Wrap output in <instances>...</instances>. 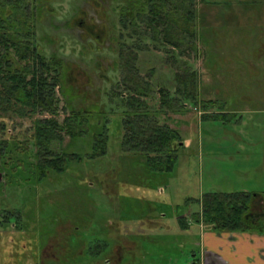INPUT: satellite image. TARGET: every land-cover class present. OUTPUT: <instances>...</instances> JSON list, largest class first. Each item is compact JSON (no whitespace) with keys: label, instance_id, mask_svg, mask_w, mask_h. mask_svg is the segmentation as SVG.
<instances>
[{"label":"rangeland","instance_id":"rangeland-1","mask_svg":"<svg viewBox=\"0 0 264 264\" xmlns=\"http://www.w3.org/2000/svg\"><path fill=\"white\" fill-rule=\"evenodd\" d=\"M115 3L47 2L50 10L36 33L39 50L65 60L76 108L109 116L107 153L86 156L94 128L75 140L61 132L62 141L53 146L82 157L39 179L31 140L27 154L9 141L0 161V264H192L199 252L196 226L194 233L182 229L177 215L189 219L198 212V199L207 191H264V77L243 79L264 61V0H196V56H179L169 45L147 39L146 48L137 51L135 66L152 87L145 100L162 109L161 120L169 119L183 140L169 173L148 172L141 156L121 150V97L129 94L116 65L121 28ZM80 21L91 30L82 31ZM183 60L196 72L199 99L223 101L227 120L201 118L200 105L187 99L178 101L184 104L178 113L160 106L158 89L173 93V76ZM57 95L55 119L61 122L69 109ZM48 117L17 119L19 125L4 137L22 141L27 130L29 138L33 120Z\"/></svg>","mask_w":264,"mask_h":264},{"label":"trees","instance_id":"trees-1","mask_svg":"<svg viewBox=\"0 0 264 264\" xmlns=\"http://www.w3.org/2000/svg\"><path fill=\"white\" fill-rule=\"evenodd\" d=\"M42 1L0 0V161L9 152L10 140L18 143L15 150L26 154L31 140L35 148L33 171L39 179L49 171L63 172L68 161L82 157L53 146L62 141L61 132L75 140L94 128L86 156L95 158L106 155L109 131V116L102 106L99 107L104 116L95 117L90 107L82 109L73 105L77 94L66 85L63 57L54 53L46 57L39 51L35 40L37 23L44 10H50ZM114 6L121 28L116 65L121 71L120 83L129 94L121 97V150L130 156H141L148 172L169 173L176 166L183 140L168 118L161 120L162 109H154L145 100L150 97L152 87L138 73L135 60L137 51L146 48V39L155 46L169 45L179 56L198 55L196 0H116ZM173 79L176 84L172 94L165 88L158 89L161 107L178 113L184 105L178 101L187 99L194 106L200 105L204 112L201 118L227 120L229 112L223 110V101L199 99L196 72L187 61H181ZM58 91L64 108L69 109L61 122L55 119ZM212 107L216 111L207 113ZM37 113H48L50 117L34 119L29 138L27 130L21 134L25 137L22 141H18L17 135L4 137L19 125L17 119H33ZM19 165L24 166L22 163L16 166ZM198 200L200 210L192 213L190 220L202 224L204 229L264 234V191H207ZM177 219L182 229L189 227L188 219L180 214ZM192 264L199 263L193 260Z\"/></svg>","mask_w":264,"mask_h":264},{"label":"crops","instance_id":"crops-1","mask_svg":"<svg viewBox=\"0 0 264 264\" xmlns=\"http://www.w3.org/2000/svg\"><path fill=\"white\" fill-rule=\"evenodd\" d=\"M260 65V69H253L255 72L244 75L243 79H257L260 74L264 77V61ZM192 226H196L195 231L199 236V252L195 258L198 263L264 264V234L247 231L218 232L204 229L200 223L195 222H191L186 231L194 233L191 231Z\"/></svg>","mask_w":264,"mask_h":264},{"label":"flooded vegetation","instance_id":"flooded-vegetation-1","mask_svg":"<svg viewBox=\"0 0 264 264\" xmlns=\"http://www.w3.org/2000/svg\"><path fill=\"white\" fill-rule=\"evenodd\" d=\"M47 2H48V0H47ZM42 4H44V7H46V4H47V3H46V0H43V1H42ZM45 11H46V10H44L43 14L45 13ZM43 14H42V17H41L40 21L37 23L36 33H37V30H38V25H39V23L41 22V20H42V18H43ZM79 23H81L80 25H81V30H82V31H84V30H86V29L89 31V30H91V28H92V26H91L90 24H86V22L84 23L83 21H80ZM35 40H36V38H35ZM36 43H38V42L36 41ZM37 46H38V44H37ZM38 49H39V47H38ZM39 51H40V50H39ZM180 215H181V214H180ZM181 216H182V217H185L186 219H188V218H187V215H185V214H182ZM188 221H189L188 223H189V226H190V223L193 222V221L190 220V215H189V219H188ZM195 223H196V222H195ZM201 225H202V224H201ZM202 227H203V226H202ZM187 229H188V228H187ZM220 232H221V231H220ZM230 232H232V231H230ZM116 249H119V246H117ZM193 256H194L193 260H196V259H195V258H196V253H193ZM193 260H192V261H193ZM196 261H197V260H196ZM199 264H200V263H199Z\"/></svg>","mask_w":264,"mask_h":264}]
</instances>
